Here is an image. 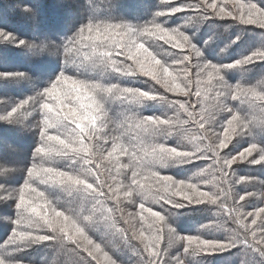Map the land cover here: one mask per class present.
<instances>
[{
	"label": "trees",
	"instance_id": "16d2710c",
	"mask_svg": "<svg viewBox=\"0 0 264 264\" xmlns=\"http://www.w3.org/2000/svg\"><path fill=\"white\" fill-rule=\"evenodd\" d=\"M199 0H0V31L11 33L10 38L0 36V116H6L14 107L30 97L44 93L64 73L76 79L98 83L106 87L119 85L122 88L157 91L156 99L121 97L116 94L101 93L107 126L103 135H121L124 143L136 144V132L125 131L124 126L133 118L159 116L168 118L179 114L180 120H187V114L180 109V102L186 98L167 92L157 81L142 72H117L110 66L93 63L86 58L91 55L87 47L69 60H65L64 46L80 28L88 23H127L141 29L151 21L163 24L169 29L178 28L200 50L201 56L193 60L197 64H215L221 68L222 83L231 88L237 85L252 88L248 99L225 97V104L234 111L217 110L211 96L202 99V105L214 117L211 132L223 133L227 120L239 114L248 128L234 137L224 150L226 156L257 145L252 157L232 165L230 170L232 198L245 196L241 203L243 211L264 207V60L254 59L246 64H237L254 52L264 51V26L245 24L233 17H220L205 13L202 9L189 7ZM247 2V0H243ZM264 8V0H250ZM171 7L181 9L171 13ZM165 11L168 14L158 16ZM20 41L25 43L21 44ZM145 45L165 65L176 66L182 59L184 50L176 49L167 41L156 37L144 40ZM122 59V58H121ZM233 65L232 67H227ZM193 69V78L195 71ZM195 91V84H193ZM36 101L28 107L29 115L0 119V185L9 191L20 189L28 180L27 169L38 162L36 149L42 143V121L45 116ZM195 103V97H193ZM201 104L189 111H199ZM223 126V127H222ZM177 131L160 127L146 134L144 147L150 150L154 144H164L186 152H195L198 144L192 139L201 133L192 122L176 125ZM207 127V126H206ZM60 130L72 132V125L63 123ZM55 134V133H54ZM214 139V137H213ZM105 143V142H102ZM111 147V140L106 141ZM210 155V154H209ZM127 163V158L122 157ZM49 166L80 175L91 183L88 176L90 165L74 153L56 155L46 162ZM212 164L203 149L197 158L175 157L164 161H150L146 167L170 176L176 181L196 183L204 191H214V185L201 184L203 170ZM211 170L205 173L211 179ZM127 177H120L128 183ZM148 176V172L144 173ZM141 183L150 180L140 178ZM32 183L43 191L58 209L76 217L85 227L87 234L100 243L116 264H147L151 259L144 244L125 234L121 227L129 228L119 221L116 226L97 211L93 220L83 217L92 214L95 199L82 186L59 183H42L34 178ZM151 207L166 217L178 237L194 236L205 240L228 241L236 233L238 225L218 203L185 202L183 207H175L166 201L145 200L142 194L134 195L131 201L122 205L124 217L137 213L139 204ZM16 197L0 199V261L3 264H96L75 242L56 239L34 242H13L12 234L17 229L15 221L21 210ZM112 205L109 204L108 207ZM99 208V205H97ZM250 219V218H249ZM150 222V221H149ZM259 224V220H258ZM132 230H139L140 223L132 219ZM26 227V226H23ZM34 233H51L50 229H32ZM145 235H148L146 232ZM239 242L219 251L202 252L198 248H187L186 240L176 239L169 246L167 237L160 248H165L166 264H264V248Z\"/></svg>",
	"mask_w": 264,
	"mask_h": 264
},
{
	"label": "snow or ice",
	"instance_id": "6c2138e0",
	"mask_svg": "<svg viewBox=\"0 0 264 264\" xmlns=\"http://www.w3.org/2000/svg\"><path fill=\"white\" fill-rule=\"evenodd\" d=\"M189 7L202 9L205 13L220 17H233L245 24L264 26V8L258 7L250 0H247L246 3L243 0H199L195 5L190 4ZM180 10L177 7H171L170 12L175 13ZM165 14L168 13L165 11L157 13L158 16ZM5 35L6 38H10L12 34H5L0 31V36ZM161 36H164L165 40L176 49L185 51L182 59L176 61V66L165 65L148 47L147 49L150 51L140 46L141 44L145 45L144 40L149 37L160 39ZM19 43L25 42L20 41ZM85 47L89 48L92 53L86 55L89 61L106 66H108V60L122 61L130 65L133 72H142L157 81L167 92L185 97L186 99L180 102V109L187 114L188 119L181 121L179 114L168 118L159 116H149L151 119L149 117H133L124 128L126 132H136L137 143L134 145L126 144L121 135H103V130L107 124L104 120L106 113L99 99L100 94H116L132 99H156L157 91L155 89L122 88L119 85L101 88V84L98 83L93 87L79 79L61 73L59 79L43 94L28 98L14 107L6 116H0V119L5 120L16 116H27L30 114L28 107L38 100L42 101L40 106L45 113L40 133L42 143L36 149L35 155L39 160L33 163L32 172L34 174L41 173L46 166H49L46 162L56 155L66 156L74 153L81 156L90 165L88 176L93 178L91 183L80 175H74L60 169L56 171L55 179L60 184L82 186L85 191L93 194L95 204L92 214L83 217L84 220H93L95 213L99 211L105 219L113 221L114 226H116L117 220L114 218L118 214L119 221L130 226L127 229L121 227L120 230L144 244L151 257L147 264H166L164 259L165 248L163 250L160 248L165 237H167L169 246L176 239H181L186 240L188 249L195 247L202 252L219 251L232 247L239 242L237 237L241 235L246 238L245 242L250 241L254 245L264 248V207L247 212L243 211L244 205L241 202L246 197L240 196L238 200L233 199L230 183L232 165L252 157L257 151V145L253 144L230 157L225 154L222 155L234 137L247 130L248 122L239 114H234L231 119L227 120V126H222V134L211 132L210 125L214 117L202 105V99H208L211 96L217 110L234 111L225 104V97L248 99L249 94L254 90L240 85L234 88L224 85L221 68L215 64L193 63L195 58L201 56V52L190 41L189 37L178 28L169 29L156 20L151 21L141 29L127 23L119 25L88 23L80 28L78 33L64 46L65 60L69 61L73 55L77 56ZM154 57L161 63H155ZM254 59L264 60V51L254 52L236 63L246 64ZM232 66L228 65L227 67ZM197 68L194 79L192 70ZM166 70L167 75H165ZM193 84H195V91H193ZM260 96L264 99V94L260 93ZM193 97H195V103H193ZM195 104H201L200 110L189 111L190 108H195ZM189 121L201 133L199 136L192 137L198 144L195 152L181 151L164 144H154L150 150L144 147L146 134L160 127L177 131L179 129L175 127L176 125L182 126ZM73 122L82 124L84 126L83 132L76 129ZM62 123L72 125L71 135L63 137L50 133V129ZM108 140L112 141L110 148L106 143ZM202 149L204 154L212 160V164L203 170L201 184L214 185V191H204L196 183L176 181L170 176H162L159 172L146 167L150 161H164L175 157L197 158ZM161 156L163 157L162 160L160 159ZM122 157L127 158V163L122 162ZM261 159H264V156H261ZM209 170H211V179L205 175ZM146 171L148 176H144ZM129 173L130 178L128 183H125L124 179L120 177H127ZM141 177L150 180L151 183H141ZM34 178L35 176L31 177L22 190L9 191L0 185V199L16 197L20 201L19 207L21 209L27 206L29 201H32L43 213L49 228L58 229L59 232L63 233V240L75 242L87 256L96 261V264H116L115 260L105 251V248L90 238L78 218L58 210L56 207H49L47 198L32 200L31 190L37 188L32 183ZM161 187L164 188L163 192L160 191ZM136 194H142L145 200L166 201L175 207H183L185 202L209 201L218 203L221 208L227 211L238 228L228 241L205 240L194 236L178 237L175 230L167 222L166 217L163 214L156 215L160 212L153 211L151 207L146 208L144 203L139 204L137 213L130 212L128 218L124 217L122 205L131 201ZM109 204L112 206L108 207ZM40 205H44V207L41 208ZM132 219L140 223L138 231L132 230L134 227L130 225ZM15 223L17 229L12 234L13 242H41L55 239L54 231L43 234L34 233L32 228L25 223L22 211ZM146 232L148 235H145ZM0 264L3 262L0 261Z\"/></svg>",
	"mask_w": 264,
	"mask_h": 264
},
{
	"label": "clouds",
	"instance_id": "9594fccd",
	"mask_svg": "<svg viewBox=\"0 0 264 264\" xmlns=\"http://www.w3.org/2000/svg\"><path fill=\"white\" fill-rule=\"evenodd\" d=\"M105 22H99L97 24H100V25H103ZM110 24H115V25H119V24H124V23H110ZM160 40H165L164 36H161L160 37ZM142 48H145L146 50H149L147 49V46L144 45V44H141L140 45ZM150 51V50H149ZM154 60H155V63L157 64H160L161 61L158 60V59H155L154 57ZM107 65L110 66L112 69H115V71L117 72H128V73H131L133 72V68L130 66V65H127L125 64L124 62L122 61H117L115 59H112V60H108L107 61ZM165 75H167V70L165 71ZM71 77V76H70ZM59 79V78H58ZM80 80V79H79ZM84 83H87L91 86H95L97 83H92V82H88V81H85V80H80ZM115 84L111 85V86H114ZM103 87H106V86H103L101 85V88ZM46 90V89H45ZM149 119H151V117H149ZM75 123V122H73ZM75 127L76 129H79L81 132H83V128L84 126L80 123H75ZM42 131V130H41ZM83 141L81 140V143ZM40 147V146H38ZM160 159L162 160L163 157L161 156ZM34 167V164H32L28 169H27V177H28V180L35 176V178H38L42 183H59L56 179H55V173L56 171L58 170V168L56 167H52V166H46L41 173L39 174H34L32 172V169ZM26 181V182H27ZM25 182V183H26ZM25 183L23 184V186L20 188L21 190L24 188L25 186ZM60 184V183H59ZM160 191L163 192L164 191V188L161 187L160 188ZM31 194H32V200L35 201V200H39L41 198H47L48 197L46 196V194L39 190L38 188H33L31 190ZM19 204H20V201H18V204H17V207L23 212L24 214V221L25 223L32 229H50L51 231H54L55 233V239L58 240V241H61L63 242V233L59 232V230H53L51 228H49V224L48 222L45 221L44 219V216H43V213L41 211L38 210V208L32 203V201H29L27 206H25L23 209H21L19 207ZM48 206L49 207H52L54 208L55 206L53 205V203L48 199ZM40 207H44V205H40ZM161 213H156V215H160Z\"/></svg>",
	"mask_w": 264,
	"mask_h": 264
},
{
	"label": "rangeland",
	"instance_id": "374dc122",
	"mask_svg": "<svg viewBox=\"0 0 264 264\" xmlns=\"http://www.w3.org/2000/svg\"><path fill=\"white\" fill-rule=\"evenodd\" d=\"M63 124V123H62ZM62 124H59V125H57L55 128H52V129H50L49 131H50V133L51 134H57V135H61V136H63V137H68L69 135H71L72 134V132H68V131H61L60 130V128H61V126H62Z\"/></svg>",
	"mask_w": 264,
	"mask_h": 264
}]
</instances>
